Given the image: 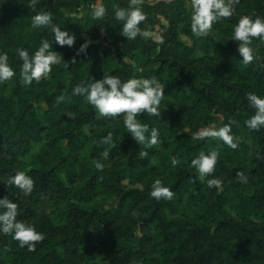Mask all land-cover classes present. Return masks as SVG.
Listing matches in <instances>:
<instances>
[{
  "label": "rangeland",
  "instance_id": "1",
  "mask_svg": "<svg viewBox=\"0 0 264 264\" xmlns=\"http://www.w3.org/2000/svg\"><path fill=\"white\" fill-rule=\"evenodd\" d=\"M97 3L105 5L108 9L107 14L101 19L91 15L92 5ZM114 5L128 7L129 0H36L35 9L32 7V0H0V28L5 23L9 24L10 29H16V25L27 26L26 14L33 16L40 9L51 10L54 13L53 18L70 22L67 30L76 34L75 46L83 44L89 38L92 40L89 47L97 46V76L99 71L108 72L113 67L120 69L122 74L129 69L132 76L151 77L150 74L146 76L145 68L132 57L136 50L152 45L157 52H162V45L166 43V48L170 52L184 54L196 46L197 36L185 28L187 23H191L193 11L191 0H142L149 23L141 22V26L151 28L153 35L148 38L138 36L130 40L121 33L123 22L115 18ZM234 13L237 16L238 14L264 16V0H239ZM174 29L178 34L174 41H171L170 34ZM233 33L234 29L231 33L232 37ZM53 41L54 44L57 43L54 39ZM260 43L264 44V39L255 38L252 42L253 45ZM194 52L198 57V61L194 64L185 63L182 60L186 72L195 71L198 76L207 81L216 78L229 83H241L242 80L238 79L235 72L229 73L219 65L216 56L201 53L196 48ZM98 60L101 61V66ZM259 60L260 57L255 55V59L247 65L256 70ZM158 66L159 64L151 60L147 65L156 69ZM103 76L104 74L100 79ZM73 77L72 72L67 71L60 88L66 98L71 91L69 88L72 86L73 90L78 84L73 83ZM8 83L7 94H0V98L13 93L15 87L12 79L8 80ZM20 83H23L25 89L33 91L31 102L40 120L44 122L46 120L45 125L48 126L51 117L48 110L52 106L49 97L57 91L58 84L52 73L48 78H41L39 84L32 87L25 83L22 77ZM2 85L0 83V90ZM252 88L253 85L246 87L245 91L249 93ZM192 99V97L183 99L175 93L168 94L165 88V95L160 105V117L144 112V118H139L150 127L158 128L160 134V142L147 148L149 155L140 158L138 156L143 145L133 136L134 156L125 152L114 157H104L103 152L108 151L110 146H106L100 154H93L95 153L93 142L101 131L117 126L124 127L125 131H128L123 114L118 117L103 116L95 109L96 121L88 123L82 118L79 109H74L69 116L72 123L70 128H66L67 120L60 124L64 129L63 137L60 138L61 143L68 154L70 152L67 145L69 133L74 124L79 125L82 129L81 133L89 142V145L81 149L79 161L84 162L87 156L92 161L102 160L105 164V168L101 170L103 179H100L90 190L87 187V181L91 175L80 168L76 167L69 171L68 178L62 172L59 176L57 172H54L53 181L50 182L47 191L48 195L39 201H35L34 190L26 195L16 186V191L8 197L19 203L17 218L35 225L37 230L45 233V238L43 241L36 242L37 247L34 250H29L26 245L21 246L12 234L0 232V264H46L51 258L47 254L50 250L49 241L60 240L67 242L66 247L62 249L64 264H195V259L201 256L204 259L203 264H264V221L250 217L251 223L248 224V228L254 229L255 231L251 230V233L256 236H251L249 239L242 238L228 225L232 218L243 221L242 217L231 208L230 203H224L220 214L214 212L218 196L233 197L239 192L247 195L263 194L260 196L259 203L264 209V182L259 181L253 174L247 172V169H244L260 149L257 133L245 135L240 127L235 108L218 102L205 106L197 120L188 122L187 108ZM247 106L251 116L254 115L257 111L256 107L249 101ZM43 114L45 117L42 116ZM72 118H75L74 123ZM228 123L232 125L231 133L238 147L219 144L215 150L225 162L233 167L242 168L248 176V181L245 183L240 181L237 175H227L216 165L213 173L223 181L217 190L213 192L203 190L197 196L192 195V190H185L183 200L176 206L165 204L161 198L159 201L161 208L158 210L161 217L155 215L152 204L155 197L151 195L153 181L159 178L172 189L176 188L181 177L179 169H188L187 160L189 159L191 163L192 159L201 153L193 151L200 139L195 137L194 133L209 128L218 129ZM257 130L264 131V126ZM40 133L38 135L31 129L29 131L32 145L31 157L37 168L47 171L59 164L61 159L55 158L50 164L45 162L46 156L42 148L53 141L54 137L49 128L48 131L41 130ZM203 137H210L213 140L218 138L210 135ZM123 139H125L124 134L117 136L115 141L120 143ZM3 149L2 151L0 148L2 164L7 168V173L15 174L17 170H21L22 166L8 162L7 159L10 156L6 152V146ZM173 155H179L181 158L177 168L172 166L171 170L169 168L164 173H153L151 165L162 159L172 164ZM57 178L64 185L57 184ZM180 187L185 189L184 186ZM87 189L92 192H87ZM28 206L34 207V215L26 212ZM75 206H85L89 213L92 212L91 220L89 222L87 220L86 223L85 218H73ZM69 210H72V213L68 214ZM64 213H66L65 216ZM233 250L243 251L249 256V260L242 262L235 258L234 253H229Z\"/></svg>",
  "mask_w": 264,
  "mask_h": 264
},
{
  "label": "trees",
  "instance_id": "2",
  "mask_svg": "<svg viewBox=\"0 0 264 264\" xmlns=\"http://www.w3.org/2000/svg\"><path fill=\"white\" fill-rule=\"evenodd\" d=\"M141 6L143 7V5ZM143 9L146 11L145 7H143ZM243 15L244 14H238L237 16L234 13L231 17H224L219 21L214 22L212 30L208 35L196 37V46L194 47L199 49L201 53H207V55H212L213 57L216 56L219 65L225 68L229 73L235 72L238 79L242 80L241 83H229L224 80H217L216 78L207 81L203 77L198 76L195 71L186 72L182 60L185 61V63L193 64L195 61H198V57H196L193 47L190 48V52H184L183 54L182 52H170V50L166 48V43H163L162 45V52H157L154 46L149 45L148 48L136 50L135 53L132 54V57L145 68L147 73L146 76H148V74L156 76L163 83L168 94L175 93L183 99L193 98L187 108L188 122H194L197 120L200 113L205 109V106H211L216 102L235 108L242 131L245 132V135L257 133V139L260 144L259 151L252 157L249 165L244 169H247V172L253 174L259 181L264 182V131L250 128L246 123V121L251 118V114L247 106L249 101L248 93L245 91L246 87L253 85V88L249 92L264 95V44H252V47L255 49L254 55L260 57L258 67L254 70L253 67L248 66L247 63L243 62V56L239 51V42L231 35L236 22L238 23L237 20ZM26 19L28 23L27 26H15L18 31L13 28L10 29L8 23H5V25L0 28V39L2 40L0 42V52H8L10 58L9 62L16 69V75L11 78L15 87L13 93L8 94L7 97L0 98V148L3 151L4 146H6V152L10 156L9 159H7L8 162L16 165L21 164V170H25L28 174L34 177L36 181L33 193L36 194L35 201L42 200L48 195L47 191L50 182L53 181L52 178L54 172L58 173L57 176L62 172L64 176L68 178L69 171L76 169V167L80 168L86 174L91 175L90 179L87 181V187L92 190V186L97 184L100 179H103V171L97 169L94 161L90 160L87 155L84 162L79 161L81 149L89 145V142H87V139L83 133H81V127L74 124L69 133L67 145L70 152L67 154L66 149L60 140V138L63 137L64 132V129L61 128L60 124L67 120L66 128H70L72 123L68 114L74 109H79L84 121L88 123L95 122V107L85 101L83 96L78 95L80 97H76L77 95H74L72 92V86L69 88L71 90L69 97L65 98L64 101H58L57 97L63 94L60 88H62L67 71L72 72L74 76V81H72L73 83L78 84L82 82L87 84L92 80V77L100 79L105 73L118 75L122 80H127L132 77L130 74L131 72L129 69H126L122 74L120 73V69L118 70L117 68L111 67L108 72L99 71L97 76V46H90L86 52L77 54V50L80 48L81 44L74 47H69L67 45L62 46L58 42L54 44L53 39L55 34L51 31L49 26L33 27L32 15L26 14ZM53 19L61 26L62 30H67V26L70 25L69 21H62L56 18ZM23 24H25V21H23ZM185 28L189 32L192 31L191 23H187ZM177 34V31L174 29L170 34L172 38L169 40L174 41ZM45 37L52 41L54 49L60 52L65 59L60 64L53 66L52 76L58 84L56 85L57 91L52 93L49 97L50 102L52 101V106L48 110L49 115L51 116L48 126L45 125L46 120L45 122L40 120V116L34 109L35 107L31 102L33 91L31 89H25L23 83H20L23 60L19 57L17 51L20 47H26L29 49L30 53H34V51L40 46L42 39ZM254 40L255 38H253V41ZM165 51L167 52L165 53ZM74 56L76 57L75 63L72 62ZM150 60L159 64L157 69L154 67H147ZM67 62H69V64L65 67L64 65ZM100 63L101 61L98 60L99 66H101ZM0 83H2V86L4 87L0 90V94H7L9 89L8 80ZM37 83L39 84V82L34 79L32 84L29 85L32 87ZM42 116L45 117L44 114ZM118 116H120V114L116 117ZM138 118H144L143 113L138 114ZM74 121L75 118H72L73 123ZM48 128L54 137V140L43 146L42 152L46 156V159L44 160L47 164H50L55 158H60L61 160L59 164L54 165L50 170L43 171L36 167L35 161L31 157L32 145L29 138V131L30 129L34 130L40 135L41 130L48 131ZM108 132L114 134V141L117 136L124 134L125 139L123 140L125 142L122 140L120 143H116V141L112 144L103 143L101 137L107 135ZM132 140V134L125 131L124 127L117 126L108 130L105 129L101 131L98 136L96 135L95 141L93 142V150L95 152L93 154H100L106 146H110L107 157L122 155L125 152H129L134 156ZM219 144L222 146L227 145V143L219 137L217 140L216 138L213 140V138L210 139V137H200L199 142L194 146L195 148L193 151L194 153L202 151L210 152L211 150H215ZM140 157L141 155L138 156V158ZM89 164L94 166H88ZM178 165L179 164H169L166 162V159H162L151 165L150 168L153 170V173L161 174L166 172V170L172 166L177 168ZM217 165L222 172L231 176L237 175L238 172L242 170V168L231 166L221 157H219ZM186 166L188 169H179L181 171V177L178 180V186L173 189L175 193L173 198H162L165 204L176 206L183 200L185 190H192L191 192L193 196L201 194L203 190L207 192L217 190L218 186H209L207 183L208 178L215 176L214 173L201 179L198 170L189 162V159L186 162ZM171 169L172 168H170V170ZM7 171V168L2 164L1 158L0 197L9 196L13 191H16V186L14 184L7 183L9 176H11ZM141 173L145 174V172ZM56 182L57 184L64 185L59 178H57ZM180 186H184L185 189H181ZM89 189H87V192L91 193L92 191ZM261 195L260 193L247 195L244 192H239L238 195L233 197H229L228 195L218 196L216 198L217 207L215 206L214 212L216 211V214H220L224 203H230L231 208L236 211L238 216L242 217L243 221L238 218H232V221L229 222L228 225L231 226L232 230L235 231L237 235L249 239L251 236H256L251 233V230L253 231L254 229L248 228V224L251 223L250 217H255L264 221V209L259 203ZM159 201L160 199L154 198L152 204L155 209V215L160 218L161 214L158 213V210L161 208V204H159ZM73 209V214L75 216L73 218H85L86 223L87 220L89 222L93 216V213H89L85 206H75ZM26 212H30L29 214L34 215V207L28 206ZM70 213H72V210H69L68 214ZM65 215L66 213H64V216ZM66 244V240L49 241L50 250L47 254H49L51 258L46 264H64L62 249L66 247ZM229 253H234L235 258L242 262L249 260V256L243 251L233 250ZM203 263L204 259L202 256L195 259V264Z\"/></svg>",
  "mask_w": 264,
  "mask_h": 264
},
{
  "label": "clouds",
  "instance_id": "3",
  "mask_svg": "<svg viewBox=\"0 0 264 264\" xmlns=\"http://www.w3.org/2000/svg\"><path fill=\"white\" fill-rule=\"evenodd\" d=\"M239 0H191V29L197 36H206L212 30L214 22L224 17H231L235 12V6ZM142 0H129L128 7L114 5L115 18L122 21L121 33L129 40L136 39L138 36L148 38L153 35L151 28L142 27L141 22L148 24V14L144 11ZM32 7L35 9L36 0H32ZM107 7L103 4L92 5L91 15L97 19L103 18L107 14ZM54 13L51 10L40 9L32 16L33 27L49 26L54 32V40L60 45L74 47L77 36L69 30H62L54 19ZM233 38L239 42V51L243 56V62L249 63L255 59V49L252 47L253 38L264 39V16L243 15L238 23L235 24ZM163 39V37H161ZM92 40L89 38L77 50V54L86 52ZM19 57L22 58L21 76L25 83L32 84L35 79L37 82L41 78H48L53 71V66L64 61V56L56 51L52 41L43 38L40 46L30 53L26 47H20ZM9 54L6 51L0 52V82L10 80L16 75V69L9 62ZM72 62H76L74 56ZM69 62L64 66L67 67ZM73 93L83 96L84 100L95 107L100 115L115 117L123 114L124 124L127 132L143 145L139 154L148 156L147 148L160 142L159 129L150 127L148 123L142 122L138 114L147 112L156 116L161 115L160 105L165 95L163 83L156 77H137L132 76L127 80H122L118 75L107 74L102 79H95L85 83L76 84ZM249 102L256 107L257 111L249 118L246 123L250 128L259 129L264 126V96L255 92H249ZM66 96L61 94L57 97L58 101H64ZM69 116L71 113L68 114ZM231 123L225 124L218 129L209 128L205 131H197L195 137L215 136L223 139L231 147H238V143L231 133ZM114 134L108 132L101 137L105 144L115 143ZM103 156H108V151L103 152ZM179 155H173L171 161L173 165L180 163ZM219 159V152L211 150L210 152H201L191 161L192 165L198 170L201 179L206 178L213 173ZM95 167L103 170L105 164L100 159H95ZM238 179L242 182L248 181V176L243 170L239 171ZM8 184L18 186L26 195L31 194L36 186L34 177L25 170H17L15 174L9 176ZM209 186L222 185L223 181L219 177L212 176L208 178ZM173 189L164 184L157 178L152 183L151 195L157 199H172ZM19 203L13 201L8 196L0 198V232L12 234L14 239L18 240L21 246H27L29 250L37 247V241H43L45 233L37 230L36 226L18 219Z\"/></svg>",
  "mask_w": 264,
  "mask_h": 264
}]
</instances>
